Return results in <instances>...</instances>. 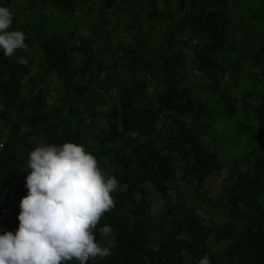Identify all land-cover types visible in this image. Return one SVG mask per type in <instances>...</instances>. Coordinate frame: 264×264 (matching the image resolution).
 Listing matches in <instances>:
<instances>
[{
	"label": "trees",
	"instance_id": "obj_1",
	"mask_svg": "<svg viewBox=\"0 0 264 264\" xmlns=\"http://www.w3.org/2000/svg\"><path fill=\"white\" fill-rule=\"evenodd\" d=\"M250 4L240 13L257 19ZM0 6L11 10L12 29L24 32L27 45L11 57L0 49V234L19 227L29 152L71 141L120 183L115 207L95 230L111 254L88 264H198L205 254L211 264H264V68L252 70V87H237L247 56L229 43L235 15L228 0ZM161 6L174 21L163 30L155 21L165 15ZM261 29L254 61L264 55ZM182 44L191 45V62ZM206 98L224 113H245L238 129L249 144L245 165L226 172L222 209L206 202L203 189L225 171L218 137L204 121ZM156 196L174 202L153 213Z\"/></svg>",
	"mask_w": 264,
	"mask_h": 264
},
{
	"label": "clouds",
	"instance_id": "obj_2",
	"mask_svg": "<svg viewBox=\"0 0 264 264\" xmlns=\"http://www.w3.org/2000/svg\"><path fill=\"white\" fill-rule=\"evenodd\" d=\"M14 16L0 6V49L5 56L27 50L23 31L12 29ZM11 29V30H10ZM28 194L20 201L19 227L0 234V264H88L111 254L95 230L115 207L112 193L120 188L84 144H39L29 152ZM103 235L110 226L105 225ZM198 264H211L205 254Z\"/></svg>",
	"mask_w": 264,
	"mask_h": 264
},
{
	"label": "rangeland",
	"instance_id": "obj_3",
	"mask_svg": "<svg viewBox=\"0 0 264 264\" xmlns=\"http://www.w3.org/2000/svg\"><path fill=\"white\" fill-rule=\"evenodd\" d=\"M228 2L230 10L235 15V21L229 28V43L239 47L247 56V61L244 63V70L236 78L237 87L241 90H246L254 85V81L251 79L252 70L264 68V55H262L260 60L254 61L252 59L253 54L257 52L262 41L261 27L264 26V0H228ZM248 3H251L249 6L250 9L253 8V11H259L260 16H258L257 19L242 17L240 12H242L244 8H248ZM250 9L248 10L250 11ZM163 10V13L165 14L163 15V19L155 20L161 30H163L168 24L174 22L173 20L166 18L169 17L168 13L170 12L168 7L165 6ZM161 38L162 36L158 35L159 41ZM106 46V43H101L102 50L106 49ZM182 46L185 55L191 62V45L182 44ZM194 79L199 78L195 76ZM228 82L233 83V78L229 76ZM57 83V81L50 82L46 87L51 98L50 101H52L51 94L56 88ZM201 95H204V91L201 92ZM206 104L208 106V112L204 117V121H207L210 124L213 134L218 137L222 149L225 171L222 175L208 178L204 183L203 189L206 193V202L208 201L212 204H216L217 207L222 209L224 200L222 198L220 184L225 177L226 172L237 164L245 165L244 157L249 148V144L238 132L242 116L245 115V113L242 111L235 116L224 113L216 106V103L212 98H206ZM2 108L3 107L0 104V113ZM178 185L180 189L186 188V184L183 181H178ZM172 202H174L173 199L166 201L159 196H156L151 211L153 213L164 212L166 207Z\"/></svg>",
	"mask_w": 264,
	"mask_h": 264
}]
</instances>
